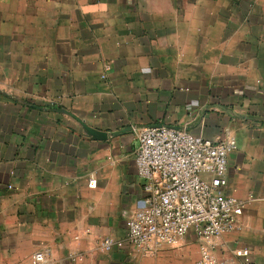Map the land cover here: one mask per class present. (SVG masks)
Returning <instances> with one entry per match:
<instances>
[{"label": "crops", "instance_id": "crops-1", "mask_svg": "<svg viewBox=\"0 0 264 264\" xmlns=\"http://www.w3.org/2000/svg\"><path fill=\"white\" fill-rule=\"evenodd\" d=\"M152 125L236 146L225 191L248 204L210 253L264 264V0H0V264H197L191 232L98 247L144 197Z\"/></svg>", "mask_w": 264, "mask_h": 264}, {"label": "built area", "instance_id": "built-area-1", "mask_svg": "<svg viewBox=\"0 0 264 264\" xmlns=\"http://www.w3.org/2000/svg\"><path fill=\"white\" fill-rule=\"evenodd\" d=\"M136 141L135 167L144 197L125 220L124 238L100 237L99 250L109 252L127 242L152 255L162 246L177 247L191 232L199 248L197 264H213V238L231 232L248 204L225 191L227 157L236 146L167 125L141 127ZM235 254L247 257L248 251Z\"/></svg>", "mask_w": 264, "mask_h": 264}]
</instances>
